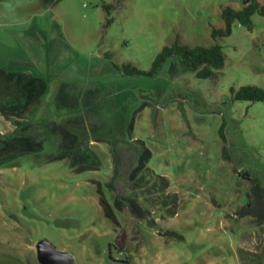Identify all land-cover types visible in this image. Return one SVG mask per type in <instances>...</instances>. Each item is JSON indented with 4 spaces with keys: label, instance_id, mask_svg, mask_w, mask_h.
Masks as SVG:
<instances>
[{
    "label": "rangeland",
    "instance_id": "1",
    "mask_svg": "<svg viewBox=\"0 0 264 264\" xmlns=\"http://www.w3.org/2000/svg\"><path fill=\"white\" fill-rule=\"evenodd\" d=\"M226 6L243 0H0V65L45 79L36 116L90 136L102 160L99 170L50 160L59 138L49 135L41 153L0 168V250L40 264L36 245L47 239L77 264H264V223L237 214L252 179L264 186V100L232 92L264 89V16L215 40ZM177 38L190 47L218 42L223 67L207 79L171 73L168 63L152 75L126 73L128 62L151 70ZM145 149L153 177L177 194V212L158 217L153 203L149 220L124 207L114 223L97 181L110 200L132 194Z\"/></svg>",
    "mask_w": 264,
    "mask_h": 264
},
{
    "label": "trees",
    "instance_id": "2",
    "mask_svg": "<svg viewBox=\"0 0 264 264\" xmlns=\"http://www.w3.org/2000/svg\"><path fill=\"white\" fill-rule=\"evenodd\" d=\"M51 4L56 0H44ZM258 12L264 16V0H243L239 9L226 6L222 10L225 26L213 28L212 37H225L231 34L235 23L252 28V15ZM171 73L192 70L198 78H212L216 70L223 67L225 55L223 47L218 42L209 46L197 45L190 47L179 42L165 45L152 62L151 70L144 71L131 62L124 64L127 74H156L166 64ZM48 84L45 79L23 72H15L0 65V117L9 120L12 128L5 130L0 121V168L14 163L24 155H38L44 149L49 135L59 138L56 154L50 160L69 159L70 166L77 170H99L102 160L99 151L92 145L90 136H82L59 121H47L37 117L42 96L46 93ZM61 87L59 95H63ZM235 100L263 101L264 89L255 84L232 88ZM69 104V103H68ZM69 122V121H68ZM70 123V122H69ZM113 153V180L117 178L119 157L115 139L110 140ZM150 151L145 149L140 157V166L131 172L134 180V191L130 195H117L110 200L103 190L102 183L97 181L100 205L104 215L117 221L116 211L128 207L131 213L139 218L152 220L150 206L157 203L154 211L157 216H173L178 205L177 194L169 191V180L164 176L153 177V171L147 165ZM247 175V173H245ZM153 177V179L151 178ZM113 192L114 182L108 184ZM153 194V196H151ZM145 199L144 204L142 200ZM239 216H253L257 222L264 223V186L258 180L252 179V188L248 192V202L242 206ZM260 254H264L260 253ZM0 264H27L11 252L0 250Z\"/></svg>",
    "mask_w": 264,
    "mask_h": 264
},
{
    "label": "water",
    "instance_id": "3",
    "mask_svg": "<svg viewBox=\"0 0 264 264\" xmlns=\"http://www.w3.org/2000/svg\"><path fill=\"white\" fill-rule=\"evenodd\" d=\"M36 250L40 264H77V259L73 253L59 249L47 239L39 240Z\"/></svg>",
    "mask_w": 264,
    "mask_h": 264
}]
</instances>
